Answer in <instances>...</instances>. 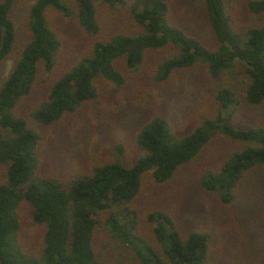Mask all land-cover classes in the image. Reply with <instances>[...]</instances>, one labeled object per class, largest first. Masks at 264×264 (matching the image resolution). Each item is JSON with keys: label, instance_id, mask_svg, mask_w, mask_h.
<instances>
[{"label": "trees", "instance_id": "obj_1", "mask_svg": "<svg viewBox=\"0 0 264 264\" xmlns=\"http://www.w3.org/2000/svg\"><path fill=\"white\" fill-rule=\"evenodd\" d=\"M14 1L0 0V63L16 40L10 15ZM98 3L126 9L127 29L102 36ZM203 3L217 41L214 48L170 22L167 0H34L30 4L27 40L0 82V264H100L94 248L99 225L132 253L137 264H240L212 261L209 234L191 230L183 236L164 210L145 215L151 225L149 240L139 232L138 213L132 206L145 173L150 172L156 183L166 182L215 135L236 143L217 168L200 176L201 187L217 194L221 203L233 200L245 172L264 164V127H236L231 119L240 96L251 105L264 99V0H248L255 18L241 28L227 0ZM48 9L74 16L93 41L49 82L44 99L30 112L33 121L50 125L95 99L99 79L121 86L125 76L120 63L134 70L147 50L165 47L170 51L157 64L155 78L165 80L176 69L205 65L207 75L221 83L215 93L217 113L184 135L175 134L164 116L150 117L135 135L141 154L131 165L103 162L87 172L71 170L67 177L42 173L40 135L16 107L31 93L39 74L50 73L56 63L61 43L49 24ZM22 203L31 206V220L44 227L35 253L24 250L18 238Z\"/></svg>", "mask_w": 264, "mask_h": 264}, {"label": "rangeland", "instance_id": "obj_2", "mask_svg": "<svg viewBox=\"0 0 264 264\" xmlns=\"http://www.w3.org/2000/svg\"><path fill=\"white\" fill-rule=\"evenodd\" d=\"M33 1H14L10 15L15 23L16 40L11 52L0 63V82L27 40V15ZM167 2L170 22L207 47L216 46L203 0ZM227 2L234 8L233 17L238 27L254 22L255 17L247 7L248 0ZM97 9L102 36L127 29L126 9L109 8L102 3H98ZM47 18L61 43L56 63L50 73L39 74L31 93L16 107V112L40 135L38 151L42 173H62L67 177L71 170L87 172L103 162L119 161L131 165L141 154L135 135L150 117L164 116L175 134L184 135L203 119L217 113L215 93L221 83L207 75L205 65L197 63L176 69L165 80L155 78L157 64L170 51L165 47L147 50L143 63L134 70H127L120 63L125 76L121 86L99 79L95 99L50 125L33 121L30 112L44 99L49 82L85 53L93 41V37L78 26L74 16L48 9ZM228 77L226 82L230 80ZM239 100L231 118L233 125L264 127V99L257 105L248 104L241 96ZM234 148L235 142L223 135H215L166 182L156 183L150 172L145 173L139 193L132 202L138 213L139 232L151 240V225L145 215L153 210H164L173 217L183 236L191 230L209 234L212 261L264 264V164L245 172L228 204L221 203L217 194L205 191L200 184L201 174L206 169L217 168ZM2 174L3 168H0V179ZM19 212L20 244L24 250L35 253L41 247L44 227L31 220L28 203H22ZM94 248L100 264H137L132 253L114 241L103 225L95 229Z\"/></svg>", "mask_w": 264, "mask_h": 264}]
</instances>
